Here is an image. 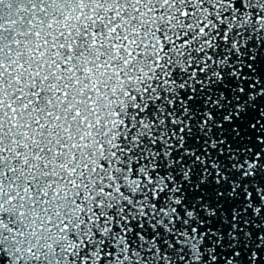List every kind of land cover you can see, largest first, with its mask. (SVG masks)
Here are the masks:
<instances>
[{
    "label": "snow or ice",
    "instance_id": "6c2138e0",
    "mask_svg": "<svg viewBox=\"0 0 264 264\" xmlns=\"http://www.w3.org/2000/svg\"><path fill=\"white\" fill-rule=\"evenodd\" d=\"M258 48L264 0H0L3 264H264Z\"/></svg>",
    "mask_w": 264,
    "mask_h": 264
},
{
    "label": "water",
    "instance_id": "95a60500",
    "mask_svg": "<svg viewBox=\"0 0 264 264\" xmlns=\"http://www.w3.org/2000/svg\"><path fill=\"white\" fill-rule=\"evenodd\" d=\"M0 264H3V260H0Z\"/></svg>",
    "mask_w": 264,
    "mask_h": 264
}]
</instances>
